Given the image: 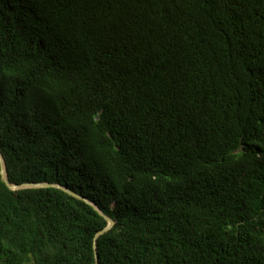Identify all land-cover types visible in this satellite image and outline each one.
Instances as JSON below:
<instances>
[{
	"label": "trees",
	"instance_id": "trees-1",
	"mask_svg": "<svg viewBox=\"0 0 264 264\" xmlns=\"http://www.w3.org/2000/svg\"><path fill=\"white\" fill-rule=\"evenodd\" d=\"M0 152V264H264V0H0Z\"/></svg>",
	"mask_w": 264,
	"mask_h": 264
},
{
	"label": "water",
	"instance_id": "water-1",
	"mask_svg": "<svg viewBox=\"0 0 264 264\" xmlns=\"http://www.w3.org/2000/svg\"><path fill=\"white\" fill-rule=\"evenodd\" d=\"M0 164H1V176H2V179L4 180V182L7 184V186L10 188V189H21V188H26V187H40V186H57V185H54V184H48V183H35V184H31V183H25V184H20V185H17V184H11V183H9V181L7 180V174H6V169H5V164H4V160H3V157H2V154H1V152H0ZM58 187H60V188H62V189H64V190H66V191H68L66 188H64V187H61V186H58ZM68 192H70L71 194H73L74 196H77V197H79L76 193H74V192H72V191H68ZM106 217V220L108 221V225L104 228V229H102V230H100V231H98L97 233H96V235H95V239H96V237L99 235V234H101L102 232H104V231H106V230H108L110 227H112V225H113V220L110 218V217H107V216H105ZM94 248H95V255H96V245L94 244ZM96 263L98 264V262H97V256H96Z\"/></svg>",
	"mask_w": 264,
	"mask_h": 264
}]
</instances>
